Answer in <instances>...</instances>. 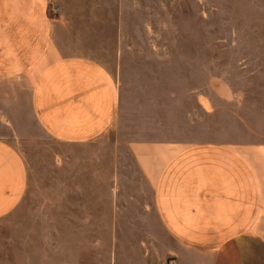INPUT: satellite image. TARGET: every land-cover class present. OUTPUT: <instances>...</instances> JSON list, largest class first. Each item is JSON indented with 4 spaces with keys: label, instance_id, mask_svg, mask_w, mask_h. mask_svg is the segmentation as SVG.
Returning <instances> with one entry per match:
<instances>
[{
    "label": "crops",
    "instance_id": "obj_1",
    "mask_svg": "<svg viewBox=\"0 0 264 264\" xmlns=\"http://www.w3.org/2000/svg\"><path fill=\"white\" fill-rule=\"evenodd\" d=\"M170 6L0 0V222L67 235L21 264H264V139ZM20 142L53 153L39 191Z\"/></svg>",
    "mask_w": 264,
    "mask_h": 264
},
{
    "label": "rangeland",
    "instance_id": "obj_2",
    "mask_svg": "<svg viewBox=\"0 0 264 264\" xmlns=\"http://www.w3.org/2000/svg\"><path fill=\"white\" fill-rule=\"evenodd\" d=\"M147 2L171 4V26L179 19L177 25L184 33H193L195 24L201 42L203 91L208 93L213 85V98H230L228 105L213 101V108L241 116L264 139V0H139V4ZM45 144L50 145L43 141L38 145ZM17 146L35 166L36 188L43 189L40 181L51 170L53 153L25 142ZM36 188L31 192L37 193ZM31 217L15 213L0 222V264L24 262L28 242L67 239L65 233L33 232Z\"/></svg>",
    "mask_w": 264,
    "mask_h": 264
}]
</instances>
